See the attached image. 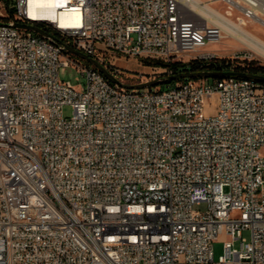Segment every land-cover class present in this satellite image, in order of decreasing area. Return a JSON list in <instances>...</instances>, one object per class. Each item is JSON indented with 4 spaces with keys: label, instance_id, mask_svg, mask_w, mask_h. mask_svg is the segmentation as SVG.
<instances>
[{
    "label": "built area",
    "instance_id": "2783aa9c",
    "mask_svg": "<svg viewBox=\"0 0 264 264\" xmlns=\"http://www.w3.org/2000/svg\"><path fill=\"white\" fill-rule=\"evenodd\" d=\"M29 1L0 21V264H264V82L129 90L64 47L129 85L117 61L159 58L169 75L184 55L212 62L217 19L264 25V0H64L69 28L32 19ZM71 67L83 85L60 78Z\"/></svg>",
    "mask_w": 264,
    "mask_h": 264
},
{
    "label": "rangeland",
    "instance_id": "374dc122",
    "mask_svg": "<svg viewBox=\"0 0 264 264\" xmlns=\"http://www.w3.org/2000/svg\"><path fill=\"white\" fill-rule=\"evenodd\" d=\"M202 2H208L211 0H200ZM15 0H7V6L9 9H11L14 5ZM211 8H214L219 11L222 15H225L227 8L223 3L220 2H214L212 4H209ZM5 13V5L0 0V21H2L1 14ZM236 14H234L233 17L230 18L231 21H228L232 26L234 24L232 22L236 21ZM37 27L43 29L44 31L48 32L49 34L55 36L56 38H63L61 35L57 32H55L51 27H49L46 24H39ZM247 36L253 37L256 39L261 40L264 42V25L259 22L249 21L247 22L246 26L242 27ZM226 33L224 36V39L219 44H210L206 50L212 52V54H215L217 59H223V60H229L232 62V68L231 70H234V67H241V68H247L248 66H251V63H256L258 65L264 66V55L259 54L257 50L249 43H247L246 40L242 39H235L229 35L228 28H225ZM74 58L82 61V63L89 65L86 61L82 60L81 58L72 55ZM191 61V55H184L182 59V63L186 64ZM162 63L164 64L163 60L159 58L155 59H141V60H119L117 61V65L120 68V76L119 79H123L125 82L129 84L133 83H143V82H149L152 80H158L161 78H164L165 76V70L162 67H156V63ZM108 71L109 68L105 67ZM169 75V74H167ZM60 78L65 81H70L73 85H76L79 87V85H83V78L81 74L76 71L74 68H65L60 70ZM213 80V79H209ZM175 83H172L170 85L173 86ZM152 89V88H150ZM153 90L158 91V88H153ZM72 109L69 106H66L63 108V116L65 118H70L72 116ZM196 209L198 210H205L206 205L202 204L199 206H196ZM236 214H233V217H235ZM242 237L249 242L250 241V233L249 231H244L242 234ZM229 240V237L226 236H219L218 239L213 243L212 245V251H213V259L215 262L219 260L221 256L224 255V243ZM241 240H237L234 242V247L239 248L240 247Z\"/></svg>",
    "mask_w": 264,
    "mask_h": 264
},
{
    "label": "water",
    "instance_id": "95a60500",
    "mask_svg": "<svg viewBox=\"0 0 264 264\" xmlns=\"http://www.w3.org/2000/svg\"><path fill=\"white\" fill-rule=\"evenodd\" d=\"M3 23L0 22V26ZM15 27L26 29L33 31L37 34H40L45 37L56 39L53 35L49 34L48 32L44 31L43 29L32 26V25H24V24H16ZM66 51L71 54L75 55L82 60L86 61L90 65L94 66L102 75H104L110 82L119 85L123 88L129 90H140V89H150L155 88L161 85H171L179 80L183 79H226V78H241V79H251L258 82H264V76L246 73V72H238V71H185L179 72L175 74H170L165 76L164 78L158 80H152L149 82H143L139 84H122L114 75H112L102 64H100L97 60L88 57L87 55L75 50L74 48L64 44Z\"/></svg>",
    "mask_w": 264,
    "mask_h": 264
},
{
    "label": "bare ground",
    "instance_id": "6f19581e",
    "mask_svg": "<svg viewBox=\"0 0 264 264\" xmlns=\"http://www.w3.org/2000/svg\"><path fill=\"white\" fill-rule=\"evenodd\" d=\"M192 5H195L193 0H190ZM64 0H30L29 1V16L34 20H46L49 22H56L60 28H69L68 26L77 25L74 19V14L65 9ZM61 9V10H60ZM208 18L217 19L213 16L211 11L207 13ZM228 28L229 35L235 39H244L251 44L259 54L264 55V42L259 39L249 37L245 31L232 26L224 19H217Z\"/></svg>",
    "mask_w": 264,
    "mask_h": 264
},
{
    "label": "trees",
    "instance_id": "16d2710c",
    "mask_svg": "<svg viewBox=\"0 0 264 264\" xmlns=\"http://www.w3.org/2000/svg\"><path fill=\"white\" fill-rule=\"evenodd\" d=\"M1 1L5 5V7L8 8L7 0H1ZM250 65L251 66H248L247 68L234 67L233 69L234 71H238V72H246V73L264 76V66L258 65L256 63H251ZM156 67L165 68L166 66L165 64L157 62ZM231 68H232V62H230L229 60L215 59L209 63L201 62L198 60H191L189 63L186 64L181 62L173 63L168 67V71L170 72V74H175L185 71H230ZM164 76H167V74H165ZM190 80H196V79H183L177 82H186ZM169 87L170 85H161L155 88H158L159 91H163ZM151 90H153V88Z\"/></svg>",
    "mask_w": 264,
    "mask_h": 264
},
{
    "label": "crops",
    "instance_id": "0c3cea01",
    "mask_svg": "<svg viewBox=\"0 0 264 264\" xmlns=\"http://www.w3.org/2000/svg\"><path fill=\"white\" fill-rule=\"evenodd\" d=\"M129 61H131V60H129Z\"/></svg>",
    "mask_w": 264,
    "mask_h": 264
}]
</instances>
